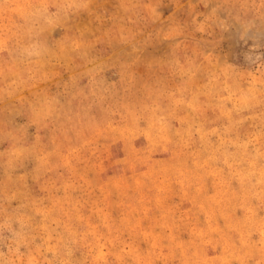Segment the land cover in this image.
Segmentation results:
<instances>
[{"label": "rangeland", "instance_id": "rangeland-1", "mask_svg": "<svg viewBox=\"0 0 264 264\" xmlns=\"http://www.w3.org/2000/svg\"><path fill=\"white\" fill-rule=\"evenodd\" d=\"M0 264H264V0H0Z\"/></svg>", "mask_w": 264, "mask_h": 264}]
</instances>
